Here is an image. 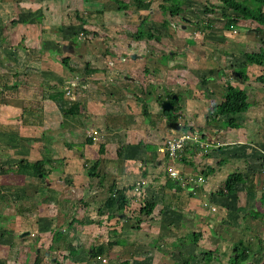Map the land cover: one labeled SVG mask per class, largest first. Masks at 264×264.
<instances>
[{
    "label": "crops",
    "instance_id": "1",
    "mask_svg": "<svg viewBox=\"0 0 264 264\" xmlns=\"http://www.w3.org/2000/svg\"><path fill=\"white\" fill-rule=\"evenodd\" d=\"M81 1L86 3L81 11L84 22L77 23L73 19L70 0H0V83L3 92L0 110V215H3L0 219V264H22L27 262L26 257L32 262L39 259L38 255L44 249L41 245L44 231L51 230L53 236L58 228L65 229L62 227L65 221L69 224L83 213L90 215L89 220H92L91 213L98 214L99 209L104 208L112 185L125 191L128 201L123 212L114 206L107 208L101 216L100 225L106 231L100 242L116 241L102 258L109 261L108 264H120L126 258L123 255L131 251L128 253L129 258L132 256L131 264H147L155 254L154 248L162 249L158 243L147 242L154 232L160 239L168 232L171 239L174 234V238L179 239L182 222L188 224L186 211L195 217L208 215L210 212L202 202L209 200L215 204L212 199L218 196L219 187L216 189L211 184L222 165H201L204 156L209 159L211 152L200 156L191 146L177 161L169 160L163 148L165 139L174 133V128L169 126L171 121L167 123L161 118L159 127H154L151 120L146 121L152 114L151 109L156 107V102L147 99L153 93L151 84L146 87L149 95L137 91L139 96H136L126 81L108 79L110 70L102 66H89L98 70L87 73L86 64L92 58H88L86 41L80 44L83 51L75 54L63 51V44L73 41L74 34L85 40L83 37L89 31L84 27L86 24L131 12L128 9L120 12L115 0ZM82 24L84 28L77 29ZM67 55H70L69 64L76 67L68 75L61 67L56 68ZM122 75L134 83L133 75ZM132 90L135 98L129 95ZM76 102L83 104L81 114L70 111H74ZM88 128L97 130L98 139L88 136ZM240 131L243 130L227 127L221 133H205L210 139L219 138L217 134L228 139L234 137L230 142H223L224 145L238 143L244 148L257 147L258 140L264 135L262 126L248 130L254 134L261 131L257 140L253 139L252 133ZM90 138H93L92 143ZM153 144L159 145L163 156L149 149ZM221 148L223 146L214 150L222 153ZM259 149L264 152L263 146ZM227 154L235 163L242 157L233 151ZM22 159L30 162L48 160L46 175L36 177L22 173L25 166H18ZM95 161H99L97 171L105 176V180L106 177L112 179L107 187L105 180L101 186V178L89 175ZM164 161L182 174L194 175L198 166L202 172L209 166L215 170L208 175L202 173L206 182L197 186V193H194L178 179L163 175ZM249 172H244L246 179H250ZM253 185L251 188L255 189L254 182ZM252 189H248L249 192ZM146 202L155 203L151 213L142 209ZM89 208L94 211H88ZM25 231L30 234L22 237L21 233ZM139 232L144 236L139 238ZM138 246L143 247L136 251ZM162 250V261L170 260L172 252Z\"/></svg>",
    "mask_w": 264,
    "mask_h": 264
},
{
    "label": "rangeland",
    "instance_id": "2",
    "mask_svg": "<svg viewBox=\"0 0 264 264\" xmlns=\"http://www.w3.org/2000/svg\"><path fill=\"white\" fill-rule=\"evenodd\" d=\"M123 2L129 5L128 10L131 12L122 13L125 14L124 16L120 13L117 18L112 15L113 17L110 16L106 20L102 18L95 23L91 22L90 25L86 24L84 27L89 28V31L86 34L87 36L83 37L85 40H82L80 35L73 32L74 35L71 39L77 42L75 43L76 52L84 50L83 45L80 44L81 41H86V50L90 53L88 58H92L90 59L92 66H102L110 70L111 74L108 79L126 81V84L134 89L136 96H139V93L145 95L147 93L146 87L149 88L151 84L153 96L150 95L147 99L156 102V107L154 110L151 109L152 114L149 115L146 121L151 120L154 127H159L162 124L161 118H164L165 122L168 121L167 123L171 121V118H178L182 124H193V126L206 131L208 134L214 133L218 127L223 128L221 132L227 130V126H219L221 125L220 122L226 117L218 116L214 123L208 124L205 116L212 107L222 101L226 93V85L231 82L237 87L246 88L251 93L249 94V109L237 115L241 118L242 115L244 116L243 122L240 123L237 129L243 130L240 132L244 133L250 128L256 129L262 126L264 131V82L256 79L261 73L264 74V66L249 63L244 67L247 79L241 80L237 76L239 67L246 63L245 53L257 52L263 45L262 38L264 37L255 30L259 26L257 22L241 19L236 26L237 33L230 31L224 26L226 19L222 16L224 9L220 7L219 0H151V8L142 13L138 10L135 0H123ZM144 2L147 1L144 0ZM70 3L73 5L71 6L73 19L77 23L84 22V13L81 14V11L86 3L81 0H70ZM177 4L182 6V10L172 14L170 8ZM143 18L147 21V24L141 29ZM207 24H211V28L203 29L202 27ZM150 26H152L155 33L161 36L160 39L145 38L137 40L134 38L135 32L140 29L148 33ZM84 27L83 24L78 25L77 29L80 30ZM168 53L171 56L164 58L163 55ZM134 54H136V57H133ZM61 65H56V68L61 67L63 73L67 75L71 74L73 69H76L74 66H72L73 69L66 67L63 62ZM211 69H214L213 73H210ZM124 70L125 72H123ZM122 74H125V76L128 74L133 75L134 83L130 78L124 79ZM205 76L208 79L203 82L202 79ZM137 87L139 89H136ZM131 88H129V91H131ZM171 90L179 93L180 99L177 108L166 115L163 113L156 96H165L164 99H166L168 91ZM134 93L132 90L129 95L135 98ZM98 123L100 124L99 121ZM243 133L241 134L242 139L245 138ZM199 134L202 141H208L205 135ZM252 134L254 140H257L256 136L261 137V131ZM217 135L222 142H230L234 138L228 139L224 135ZM248 139L251 141L250 137ZM143 141L145 145H148L145 140ZM258 141L260 142L257 143V147L251 145L244 148L237 143L241 149H238L237 145H223V149L221 148L222 153L214 150V148H218L217 146L210 147L211 153L208 154L210 158L207 159L204 156V163H201V165L205 167L208 163L212 166L222 165L220 166L221 170L213 180L214 185L211 184V187L217 189L229 174L239 170L245 173L250 171L248 175L250 179L247 177L246 184L239 185V189L229 197L223 196V198H220L216 196L212 199L215 204L211 205L216 207V210L213 211L216 213L211 211L210 206L205 207L210 212L208 215L198 217L187 210L185 218L188 224H186V221L182 222L181 237L179 239L174 238L175 234L172 235L174 240L171 239L169 232L165 236L168 237L166 240L165 237L160 239L159 234L157 235L154 232L147 242L162 245V249H167V251L169 249L172 256L170 260L165 261L166 258L162 261L163 257L161 255L164 250L159 247L154 248L155 254L152 256L151 262L147 264H156L157 262L158 264H184L185 260H189V264H207L210 255L207 256L205 252L214 250L218 246V253L214 252L211 255L213 262L210 264H232L229 254H232L236 249L234 244L242 238L245 242L249 239L254 240V245L258 247L252 254L251 261L248 264H264V216L258 218L254 215L256 209L261 212L264 211V204L261 202L264 193V152L259 149L260 146L264 147V135ZM158 148L159 145L157 144L149 146L151 151H154L157 155L161 153L163 156ZM232 151L242 155L237 163L227 154ZM248 156L250 157L248 158ZM149 158H152V154H149ZM220 160L223 164L218 163ZM170 166L171 163L164 161L161 167L163 175H170ZM196 173H203L200 166L196 168ZM111 180V178L106 177V187ZM253 182L255 189L249 192L247 185L253 184ZM89 210L94 211L90 208ZM79 212H82V210H79ZM204 212L201 211V213ZM91 214L94 216L93 219H98L99 213ZM76 216L79 215L76 213ZM80 218L86 223V226L78 222L74 223L68 234L58 238L59 240L55 239L54 235L52 236L51 230L44 231V240L41 244L44 249L38 255L41 264H108L109 261H103V259L101 260L102 263L99 261L95 263L96 259H90L85 250L93 243L100 242L101 238L103 239L106 228L102 229L98 223H88L91 216L87 213L85 215L83 213L79 216ZM180 219H184L183 216H180ZM67 226L68 220L62 224L63 229ZM193 227L196 229L192 230ZM196 230H201L203 235L198 244H194L190 240L191 234L197 232ZM202 230H205V233ZM215 233L221 234L224 240L216 239L213 235ZM142 236L144 234L139 232L138 237L141 238ZM258 236L263 238V242L260 244L258 243ZM68 242L80 244L84 247L80 253L81 256L75 258L78 261L65 259L64 254L67 252L65 245ZM142 247L138 246L136 251ZM48 249L53 251L51 256H46L45 251H48ZM224 251H226V255L223 254ZM37 253L35 254L37 255ZM128 253H131V251ZM128 253L123 257H129ZM53 257H56V259L53 260ZM26 260L27 262L22 264H33L31 258L26 257ZM43 260L44 262H42Z\"/></svg>",
    "mask_w": 264,
    "mask_h": 264
},
{
    "label": "trees",
    "instance_id": "3",
    "mask_svg": "<svg viewBox=\"0 0 264 264\" xmlns=\"http://www.w3.org/2000/svg\"><path fill=\"white\" fill-rule=\"evenodd\" d=\"M116 3L118 4V9L120 10H127L129 9V5L124 3L123 0H115ZM221 5L220 7H223L224 11L222 13L223 18L226 19L224 26L228 29H233L236 28L239 20L241 19H246V20H252L255 21L259 24L258 27H256V31L259 32L261 34L262 37H264V0H219ZM135 4L137 6V8L139 10H146L148 11L151 8V1H147L144 2V0H135ZM182 10V6L180 5H174L170 8V12L172 14H176L178 12H180ZM207 10L209 11V8L207 7ZM212 10V9H210ZM231 11V12H230ZM145 24H147V21L145 19H143V22L140 26V28L142 29L143 27H145ZM166 24V23H164ZM204 28H211V24H207L206 26L202 27ZM138 30L137 32H135L136 34L134 35L135 39L137 40H143L145 38L148 39H153V38H159L160 39V35L155 33L152 30V26H150V28L148 29V33L143 32V30ZM262 42L263 45L261 46L259 51H253V52H247L245 53V59H246V63L242 66L239 67V72L242 74V77L240 78L241 80H246V73L244 71V67L247 64H256V65H260V66H264V38H262ZM68 54V53H67ZM164 58L166 57H170L171 55L165 54L163 55ZM70 55H67L66 57L62 58V62L66 67H69L70 69H73V67L69 64V59ZM87 68V73H92L95 72L96 70H98L95 67H89L92 66V63L90 61L87 62L86 64ZM214 69L210 70V73H213ZM207 76L204 77L203 82L207 81ZM256 79H258L259 81L264 82V74L261 73L260 75H258L256 77ZM150 93V89L148 90ZM168 94V93H167ZM249 91L244 88V87H237L236 85H233L231 82H229L226 85V93L224 94V97L222 98V101H220L219 103H217L214 107H212L210 109V111L208 112L207 116H205V120L206 123H214L216 118L218 116H223L226 117V119L224 118V120L221 123V126H227V127H239L240 123L237 121L235 115L240 113V112H244L247 111L250 107V101H249ZM170 95H168L166 98H170ZM178 96L180 98V94L178 93ZM165 97V96H164ZM164 97H162L161 95L156 96L157 100L159 101V103L161 104L162 101L164 100ZM172 102L175 105V109L177 108V103L179 100H176L174 98L171 99ZM74 111L70 110L72 113H79L81 114L82 112V106L83 104L81 103H74ZM174 109V110H175ZM164 114H170L171 111H165L163 110ZM170 120H174L177 121L178 118H171ZM206 126V125H205ZM185 129H196L195 126H183ZM205 136L206 133L204 130H200ZM89 142L92 143L93 142V138L89 139ZM104 146L101 145L100 147V151H104ZM48 162V160H38L35 162H30L29 160H25L22 159L20 160V162L18 163L19 167L25 166L22 170V173L24 174H28L31 176H40V175H46L47 171H46V163ZM218 163H222V160H220ZM99 165V161H95L93 163V165L91 166V169L89 171V175L91 177H96L97 179L101 178V181H99L100 185L103 186L104 184V180H105V176L100 174V172L97 171ZM214 167L209 166L206 170L203 171L204 175H208L209 173H212L214 171ZM247 179H246V174L239 170L236 172H233L231 174H229L226 179H224V181L222 182V184L220 185V187L218 188V190L216 191V193L218 194V196L223 197V196H227L229 197L230 195L234 194L239 188V185L242 184H246ZM115 185L110 186V194L107 197V199L105 200L104 203V208L103 209H99L98 211V219H92L89 220L88 223H98L101 224L102 223V219L101 216L104 213V211L107 208H111L114 206H117V209L120 212H123L127 203V196L125 191L121 190V189H115L114 188ZM254 188L253 184H250L249 186L247 185V188L249 190H251L252 188ZM261 202L262 204H264V193L261 197ZM155 203L153 202H146L144 204V206L142 207V209H144L147 213H151V211L154 208ZM256 208V207H254ZM254 215L256 217H261L264 216V211L261 212L259 209H256L254 211ZM3 215H0V219ZM110 216V215H109ZM112 216L113 215L112 213ZM111 217V216H110ZM80 223L82 225H85L86 223L80 219L77 218H73V220L70 221V223L68 224L67 228H65L64 230H62L61 228H58L55 233H54V238H62L64 235H66L69 232V229L71 227H73L74 223ZM229 225H231L230 223H228ZM202 237V232H194L193 235L191 234V241L194 244H198L199 239ZM214 237L216 239H222V235L221 234H214ZM224 240V239H222ZM261 242H263V238L258 236V243L260 244ZM114 243H116V241H109L107 244H104V242H98V243H93L89 248L85 249L88 257L90 259H96L97 263L98 261L101 262L102 257H104V255L106 254V252H108V250H110L112 248V246L114 245ZM254 240H248L247 242L244 241V239H240L238 242H236L234 244V246L236 247V249L232 252V254L230 253V260L232 262V264H248L251 261V256L252 254L256 251V249H258V247H256ZM61 248V247H60ZM66 248V253L64 254L65 259H74L75 261H78L76 258V256H81V251L84 249V247L82 245H78V244H74L73 242H68V244L65 245ZM217 249H219V246L216 247L214 250H208L207 252H205L207 254V256L210 255V258L208 259V263L210 264L211 262H213L212 260V256L214 252L218 253ZM224 255H226V251H224L223 253ZM132 258V256H131ZM131 258L126 257L123 258L122 261H120V264H131ZM216 262V261H215ZM102 263V262H101ZM33 264H41V260L36 258L33 261ZM62 264V263H60ZM184 264H189V260H185Z\"/></svg>",
    "mask_w": 264,
    "mask_h": 264
},
{
    "label": "built area",
    "instance_id": "4",
    "mask_svg": "<svg viewBox=\"0 0 264 264\" xmlns=\"http://www.w3.org/2000/svg\"><path fill=\"white\" fill-rule=\"evenodd\" d=\"M236 32V29H234ZM69 92V91H68ZM70 93V92H69ZM2 86L0 83V110H1V100H2ZM216 131V130H215ZM202 133L198 129H184L180 132H174L170 136H168L164 141V151L167 154L170 161H177L183 152L188 147H194L198 154L201 156L203 154H207L211 152V146L220 147L224 143L219 138L210 139L208 141H202L200 139V134ZM88 136L93 137L95 140L98 139L97 130L94 128H88L87 130ZM0 158H1V144H0ZM170 175L172 178L178 179L183 186L188 187L192 192H196L197 186H201L203 183L206 182V177L203 174L200 175H190V174H182L180 170L176 169L175 167L171 166ZM209 200L203 202L204 206H210L212 211L216 210L214 205ZM105 261V259H104Z\"/></svg>",
    "mask_w": 264,
    "mask_h": 264
},
{
    "label": "water",
    "instance_id": "5",
    "mask_svg": "<svg viewBox=\"0 0 264 264\" xmlns=\"http://www.w3.org/2000/svg\"><path fill=\"white\" fill-rule=\"evenodd\" d=\"M62 49L65 53L75 54L76 53L75 42L71 41V42H67V43L63 44ZM133 57H136V54H134ZM237 75H240V73H237ZM175 99H178V96H176ZM161 107L165 111H173L175 109L174 103L172 102L171 99H168V98L164 99L162 101ZM169 126L172 128L178 129V130L180 129L178 122H170ZM29 234H30V231H25V232L21 233V236L23 237V236L29 235ZM45 253H46V256H51V252L49 250L45 251ZM55 259H56V257H53V260H55Z\"/></svg>",
    "mask_w": 264,
    "mask_h": 264
},
{
    "label": "clouds",
    "instance_id": "6",
    "mask_svg": "<svg viewBox=\"0 0 264 264\" xmlns=\"http://www.w3.org/2000/svg\"><path fill=\"white\" fill-rule=\"evenodd\" d=\"M234 29H236V28H233L232 30L231 29H229L230 31H233L234 32ZM237 31V30H236ZM237 33V32H236ZM238 73H240L239 71H238ZM237 76H239L240 78L242 77V74L240 73V75H237ZM167 99V98H166ZM160 106H161V104H160ZM162 108V107H161ZM174 111V110H173ZM244 112H246V111H244ZM244 112H240V113H238V114H236L235 115V117H236V119H237V121L239 122V123H241V122H243V119H244V116L242 115V118H241V116L239 117V116H237V115H239V114H241V113H244ZM224 120V119H223ZM174 122H178V124H179V126H180V129L178 130V129H175L174 128V130H173V132H180V131H182V130H184L185 128L183 127V126H193V125H189V124H182V122H179V120H177V121H174ZM219 126H221V125H219ZM232 128H239V127H232ZM95 129V128H94ZM196 129H198V128H196ZM199 130V129H198ZM221 131V128H217L216 129V132H218V133H221L220 132ZM224 145V144H223ZM222 145V146H223ZM221 147V146H220ZM219 148V147H218ZM210 153V152H209ZM171 167V166H170ZM194 175H198V174H194ZM103 259V261H104V258H102ZM105 261H106V259H105Z\"/></svg>",
    "mask_w": 264,
    "mask_h": 264
},
{
    "label": "flooded vegetation",
    "instance_id": "7",
    "mask_svg": "<svg viewBox=\"0 0 264 264\" xmlns=\"http://www.w3.org/2000/svg\"><path fill=\"white\" fill-rule=\"evenodd\" d=\"M183 17V16H182ZM183 18H186V17H183ZM234 73H235V71H234ZM208 78V77H207ZM202 80H204V77H203V79ZM168 95H170L169 97L170 98H168V99H172V98H176V96H178V93L177 92H175V91H168ZM180 98H179V96H178V99H176V100H179ZM171 122H174V120L172 121L171 120Z\"/></svg>",
    "mask_w": 264,
    "mask_h": 264
}]
</instances>
